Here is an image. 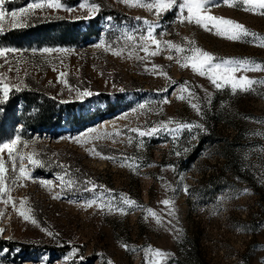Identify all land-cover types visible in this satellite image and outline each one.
<instances>
[{"label": "rangeland", "instance_id": "374dc122", "mask_svg": "<svg viewBox=\"0 0 264 264\" xmlns=\"http://www.w3.org/2000/svg\"><path fill=\"white\" fill-rule=\"evenodd\" d=\"M32 2L5 0L0 21V49L15 50L0 56V82L10 86L6 98L0 91V145L19 136L24 156L17 155L14 171L7 150L0 152L8 189L0 194V264H146L149 246L168 254L152 257L160 264H264V83L217 89L177 63L190 52L162 43L146 57L138 47L151 26L156 39L199 47L216 63L264 65L260 41H231L212 25L181 23L178 7L156 16L132 6L135 0H59L61 9L30 10L14 21L10 13ZM93 3L99 12L89 11ZM234 5L209 0L206 8L264 37L261 10ZM101 42L105 47H96ZM236 75L264 82V71ZM83 90L93 94L81 97ZM153 127L160 130L145 137L131 131ZM21 163L29 179L19 178ZM89 180L112 191H92ZM122 195L136 205L123 204ZM100 202L113 210H100Z\"/></svg>", "mask_w": 264, "mask_h": 264}, {"label": "snow or ice", "instance_id": "6c2138e0", "mask_svg": "<svg viewBox=\"0 0 264 264\" xmlns=\"http://www.w3.org/2000/svg\"><path fill=\"white\" fill-rule=\"evenodd\" d=\"M121 2L129 3L130 0H121ZM223 2L228 6H235L234 0H223ZM5 3V0H0V21H3L6 18V13L3 10L2 5ZM209 0H147V2H142V0H135V2L132 4V6H139V7H145L149 11L154 10V14L156 16L161 15L162 13L174 8L178 7L180 10V22L184 23L187 21L188 23H195L199 26H202L206 30L209 29V25H212L215 29V34L220 37H225L231 41H242L245 38L251 37L255 40H259L260 44L258 46L264 47V37L259 36L255 32H251L249 29L246 28L243 24H240L239 22L233 21L231 19L223 18V17H217L215 15L208 14L206 6L208 5ZM240 3L244 5L243 10L244 11H251V12H257V10H261L260 14H264V0H240ZM55 8V9H61L64 6L59 2V0H33L32 3H30L26 8L21 9L19 12L13 11L10 13V16L15 21L19 16L26 15L29 13L30 10L35 9H44V8ZM81 8L85 7V4L80 5ZM89 11L91 13H97L100 10V6L98 4H91L88 6ZM71 10V9H66ZM187 13L185 16L184 13ZM110 19V18H109ZM145 24H148L149 22L145 19ZM14 27H24L25 25L22 23H14ZM128 40H133L134 37L128 36ZM141 43L138 45L141 51H143L147 56H156L159 53V50L161 48V44L163 43L168 49L175 50L176 53H185L190 52V55H187L184 57V59L177 60V63L181 64V67L188 68L190 67L193 72L198 73L201 76H207L208 79L211 81V83L217 88H222L225 84H230L232 90L235 92L237 90L241 91H249L252 90L251 86L255 83H264V82H258L249 79L246 75H240L237 76V73H246L249 71H264V65L260 64H254V62H251L247 59H223L221 62L216 63V57L209 53L208 51H205L199 47H192L190 49H185L182 46H178L174 44L171 41H165L162 42L158 39H156L153 35V29L151 26L149 27L147 31L146 36L140 37ZM190 44L194 45V41H190ZM150 45H155V50H150ZM96 47H105L104 43L101 42L100 44L96 45ZM106 50H108L106 48ZM8 51H15L14 49H0V56L5 55ZM53 49L45 48L43 49V52L45 53H51ZM61 52H67V49H60ZM116 56L121 55V51H115L113 53ZM131 55V53H129ZM139 59H144L145 57H138ZM168 59H172V56H169ZM159 66L153 65V71L155 72L156 69ZM164 75H167L166 73H163ZM61 77L64 75V73L60 74ZM221 81L223 83H221ZM66 83V81H65ZM17 91H19V87L16 88ZM0 91L3 92L4 97L6 98L8 96V93L10 91V86L6 83L0 82ZM164 91H167V89H164ZM93 93L88 90L79 91L78 95L81 97L84 96H90ZM179 99L183 100L185 97L183 95L179 96ZM167 99L164 100V103H169ZM194 109H197L199 111V108L196 104L191 105ZM141 107H144L141 105ZM168 123H172V121H169ZM181 127H193L192 125H181ZM195 127H199V125H196ZM160 129L157 127H153L148 131H142L140 129H131L132 132L138 133L139 137H145L150 136L154 133H157ZM20 142V137L17 136L15 139H13L9 143H4L0 145V152H3L5 149L7 150L8 156L13 161V170L15 171V161L17 158V155H19V159L23 161L24 156L22 154H19L17 151V144ZM24 146H27L26 143ZM14 152H16V155H14ZM99 155V153H96ZM179 155V153H177ZM105 159H112L111 157H102ZM30 163L32 165L40 164L41 161L34 159L32 156L28 157ZM5 164L2 159H0V194H7L8 189L5 186ZM19 178L23 179H29L28 173L25 171V168L23 166V163L20 164L19 167ZM63 179V177H61ZM15 183V181H13ZM40 183L44 186L49 185L50 182L48 181H40ZM88 184L91 185V190L95 191L97 187L101 188L103 191L111 192V189H106L103 185L97 186L95 183H93L91 180L87 181ZM24 186V185H21ZM185 192L188 191L187 187L184 189ZM247 191V190H245ZM53 199H59L60 196L53 195ZM123 204L128 206H135L136 201L128 198L127 196L121 197ZM12 200V197L8 195L7 200H4V203H8ZM25 203L24 199H21L20 205L21 208H23ZM162 203L166 206L172 204V201L165 199L162 201ZM94 204H97L96 200L89 201L86 204V207H92ZM15 207V205L13 204ZM98 207L100 210H104L106 207L109 211H112V206L110 204H105L103 202H100L98 204ZM121 214H126L124 208H118L116 209ZM147 212L150 216L156 218V222L160 223V218L157 216V213L154 212L151 208L147 209ZM19 215L22 216L25 220H29L30 217L24 212L20 211ZM147 218V217H146ZM32 223H36L35 220H32ZM4 229L0 228V233H3ZM48 235H53V233L49 232ZM58 235V234H57ZM126 250L128 249L127 244L122 245ZM75 253V249L73 250ZM168 254L163 252L160 249H153L151 246H149L145 250V260L146 264H160V261L153 260L152 257H159L163 258L166 257ZM108 264H113L112 261H108Z\"/></svg>", "mask_w": 264, "mask_h": 264}]
</instances>
